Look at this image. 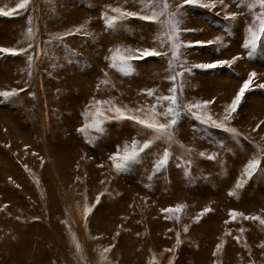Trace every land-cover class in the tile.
<instances>
[{
	"label": "rangeland",
	"instance_id": "374dc122",
	"mask_svg": "<svg viewBox=\"0 0 264 264\" xmlns=\"http://www.w3.org/2000/svg\"><path fill=\"white\" fill-rule=\"evenodd\" d=\"M20 2L0 0V9H15ZM169 2V11H175L182 0ZM200 2L216 6L181 9L180 27L193 31H182L180 41L192 46L181 49L174 69L168 68L169 52L132 61L130 75L109 67L110 49L137 55V49L169 48L167 43L159 48V25L137 17L114 31L105 29L104 11L138 12L137 0H29L26 10L0 15V47L28 49L15 56L0 53V92L23 89L0 98V264H264V225L243 218L264 219V89L253 87L224 120L249 73L257 74L254 84H264V36L251 56L243 47L264 8L249 9L247 0ZM231 13L236 19H225ZM85 24L79 33L54 39ZM29 28L34 35L26 39ZM217 37L220 44H196ZM235 56L240 59L230 66L194 67ZM242 59L245 67L239 66ZM181 64L191 71L168 79L183 72ZM172 87L180 116L171 141L154 140L150 129L118 118L107 110L109 104L95 103L110 101L126 116L143 118L155 97L171 95ZM149 89L154 96L146 94ZM205 101L213 103L185 109ZM250 104L263 113L248 123L243 108ZM97 107L104 111V131L89 139L78 129L89 122L84 114ZM208 116L223 126L202 122ZM158 119L167 123L169 118ZM133 140L154 143L135 163L116 171L110 157ZM165 149L167 165L156 170ZM253 158L261 165L249 178L244 170ZM237 183L243 186L238 189ZM177 205L185 207L179 213L162 211ZM86 208L92 209L87 215ZM205 208L211 211L203 213ZM233 211L243 215L233 220Z\"/></svg>",
	"mask_w": 264,
	"mask_h": 264
},
{
	"label": "snow or ice",
	"instance_id": "6c2138e0",
	"mask_svg": "<svg viewBox=\"0 0 264 264\" xmlns=\"http://www.w3.org/2000/svg\"><path fill=\"white\" fill-rule=\"evenodd\" d=\"M137 2L141 5L140 11H129L121 7H110L109 11H106L102 13L101 18L104 21L105 29L109 31L116 30L126 19L130 17H137L144 21H149L152 23H155L160 26V32H158L156 40L159 42V48H163L164 44L167 43L169 48L167 52H162L158 50L157 48L153 49H144V50H135L137 55H133L132 50L130 49H121L117 47L116 49L112 50L110 49L111 55L109 57H106L110 61L109 67L117 70L123 75H130L134 71V66L132 64V61L142 59L144 57L148 56H167L169 52L171 53V59L168 61V68L174 69L175 62L179 61L181 56V49L184 47H191L192 45H184L180 41V34L182 31H193L192 29H182L180 27L182 20L179 19V17H182L184 13L181 11L182 8H184L186 5L188 6H200L204 8H214L216 6L215 3H201L200 0H182L181 3H177L175 7V11H169V8L171 7V4L169 0H137ZM220 3H223V0H219ZM29 5V0H21L20 3L17 4L15 9H11L9 11H3L0 9V15L8 16L18 13L21 10H26L27 6ZM259 5L260 7L264 8V0H247V3L245 4L246 7L251 9L252 7ZM111 13V14H110ZM161 17H166L165 19H161ZM225 19H236V14L231 13L229 15L225 16ZM87 27V24L79 26L75 32H68L64 36H56L54 37L55 40H63L65 36L67 35H74L76 33H79L81 30L85 29ZM166 30V31H165ZM249 36L246 39V41L243 44V47L248 51V55L251 56L252 51H254L257 47L258 42L261 40L262 36H264V13H261L258 17V29L254 30L252 26H249L248 28ZM34 33L31 28H29L26 32V39H31L33 37ZM88 35H91L89 33ZM166 37V40H162L161 37ZM213 43L220 44L221 40L219 37L216 38L215 41H206V42H200L197 41L196 44L200 45H211ZM31 48V44L28 46ZM28 49L26 48H4L0 47V53L6 54V55H20L23 53H26ZM240 59L239 56H235L232 58L231 61L226 60H219L213 63H206V64H197L194 65L196 68L200 69H214L220 66H230L234 61ZM29 64L31 65L32 57H28ZM180 67L183 68V72H177L175 75H171L168 77L171 81H175L178 76H183L184 72H190L191 68L181 64ZM257 74L255 72L249 73L248 78L243 81L242 85L240 86L238 92L236 93L234 99L231 101V103L226 108V114L224 116V120H230L232 117V114L235 113L241 104L245 94L252 90L253 87H258L261 89H264V84H254V80L256 78ZM102 83L107 84L108 81H102ZM20 91H23V89H13L10 91H2L0 92V98L7 100L15 95H17ZM169 92L171 95H163V96H156L155 99L157 103H153L150 106V109L145 113L144 117H135V116H126L124 111L122 109L115 107L114 105H111L110 101H100L97 100L95 103L96 105H105L109 104L110 107L107 109L108 111H114L118 118L122 119H131L134 120L137 124H139L141 127L150 129L152 133L154 134V140H161V139H168L171 141L174 136V129L175 126L178 123V118L180 116V110H178V98H177V89L175 87L169 88ZM146 94L149 97H152L155 95L154 90L149 89L146 91ZM161 101H166V105H162ZM213 103V101H205L203 104L196 103V104H190L186 105L185 109L187 111H192V109H198L201 107H206L208 104ZM163 109L162 111H158V109ZM138 111H142L139 110ZM86 119H89V122L84 124L78 131L81 133H87L89 139L94 138V134H102L104 131V111L97 107L94 112L85 113L84 114ZM195 115V113H194ZM164 116L169 118L167 120V123H162L159 121L158 117ZM197 119H200V116L196 117ZM204 123H211L213 126L216 127H222L223 125L218 124L215 120H212L210 116L204 118L202 120ZM259 127V125L257 126ZM230 131H234L233 129H229ZM154 140H148L144 142L143 144L138 143L136 140H133L131 142V145H125L121 150H118L116 154L110 157V160L113 161V167L116 169V171H121L128 166H130L132 163H135L141 156L142 153H144L147 149H149L152 144L154 143ZM203 156L204 154L201 153ZM209 159H212V157H209ZM168 162V151L165 149L162 158L158 160V162L154 165V168L156 170H159L167 165ZM261 161L257 158H253L250 160L244 170V174L251 178L257 171L260 170ZM243 185L240 183H237L236 187L239 189ZM229 195H235L234 192H230ZM97 201H99V197L97 198ZM184 205H177L175 208H168L163 209L164 212H181L184 208ZM92 209L86 208L85 209V215H87ZM211 211V209L205 208L203 210V213H207ZM202 213V214H203ZM238 215H243L242 213H236V212H230V216L233 220ZM245 220L251 219V220H258L260 224L264 225V219L258 217V216H243ZM177 220H179V216L176 217ZM196 220H199V216L196 218ZM227 223V221H226ZM185 231H187V227H185ZM229 234V233H226ZM234 239L239 240L238 237H233ZM180 241L177 240V244L179 245ZM78 247V246H77ZM222 245H217V251L221 249ZM264 247V246H262ZM105 251H108L106 249ZM215 255V253H213Z\"/></svg>",
	"mask_w": 264,
	"mask_h": 264
},
{
	"label": "bare ground",
	"instance_id": "6f19581e",
	"mask_svg": "<svg viewBox=\"0 0 264 264\" xmlns=\"http://www.w3.org/2000/svg\"><path fill=\"white\" fill-rule=\"evenodd\" d=\"M98 1V0H97ZM31 2V1H30ZM37 3V2H36ZM39 4V3H38ZM122 4H124V3H122ZM130 5H132V3L130 4ZM31 7V6H30ZM28 8V7H27ZM32 8V7H31ZM36 8V7H35ZM85 8V7H84ZM239 8V7H238ZM87 10H88V8H86ZM35 10V9H34ZM85 10V9H84ZM196 10V9H195ZM33 13H34V11H32ZM41 12V11H40ZM44 12V11H43ZM89 12V11H88ZM104 12H106V11H104ZM103 12V13H104ZM70 13V12H69ZM32 14V13H31ZM101 14V13H100ZM99 14V15H100ZM193 14V13H192ZM195 14V13H194ZM196 15V14H195ZM39 17V16H38ZM74 17V16H73ZM24 18H26V17H24ZM33 18H35V16L33 17ZM22 19V18H21ZM28 19H29V17H28ZM89 19V18H88ZM99 20V19H98ZM23 21V20H22ZM21 22V21H20ZM44 22H46V21H44ZM33 23V22H32ZM35 23V22H34ZM39 23V22H38ZM237 23V22H236ZM21 24V23H20ZM25 25V24H24ZM198 25H201V24H198V21H197V23H196V21H195V26H198ZM100 27V26H99ZM181 27H183V26H181ZM24 28V27H23ZM25 29V28H24ZM67 29V28H66ZM211 29V28H210ZM26 30H28V29H26ZM101 31H103L102 29H101ZM158 31V28H153L152 29V32H157ZM109 32V31H108ZM214 32V31H213ZM105 33V32H104ZM104 33H102V34H104ZM204 33V32H203ZM215 33V32H214ZM209 34V33H208ZM105 37V36H104ZM225 37H227V36H225ZM228 39H229V37H228ZM234 41V40H233ZM238 47V46H237ZM231 49H235L234 48V45H232V48ZM94 50V49H93ZM233 51V50H232ZM244 59H242L241 60V62H243V64L241 63H239V66H243V67H245V63H244ZM53 75V74H52ZM222 86L221 85H219L218 86V88H217V92L219 91H222ZM218 92V93H219ZM143 98H145V97H143ZM149 98V97H148ZM145 99H147V98H145ZM214 99H216V101H218V102H221V100H222V96L221 95H217ZM149 100V99H148ZM249 108H250V110H249ZM243 110L245 111V113L247 112V111H249L248 113H247V117H246V121H248V123H250L249 122V120H252L251 122H255L256 120H258L259 119V116H260V114L261 113H263V108H260V107H258L257 105H254V104H250V105H246L245 106V108H243ZM250 118V119H249ZM249 119V120H248ZM15 145V144H14ZM60 181V180H59ZM61 182V181H60ZM64 187V186H63ZM62 187V188H63ZM64 190V189H63ZM66 193V192H65ZM106 225V224H105ZM140 258V257H139Z\"/></svg>",
	"mask_w": 264,
	"mask_h": 264
}]
</instances>
